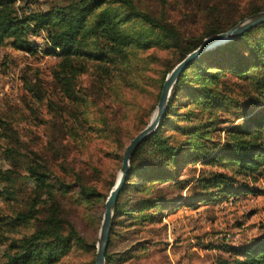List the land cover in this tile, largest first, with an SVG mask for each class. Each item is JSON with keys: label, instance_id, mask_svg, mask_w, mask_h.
<instances>
[{"label": "trees", "instance_id": "1", "mask_svg": "<svg viewBox=\"0 0 264 264\" xmlns=\"http://www.w3.org/2000/svg\"><path fill=\"white\" fill-rule=\"evenodd\" d=\"M17 1L0 0V43L9 39L13 47L34 53L36 43L31 35L42 30L51 46L49 51L60 57L53 71L60 91L79 113L85 115V107L90 104L100 108V119L107 122L108 129L113 127L114 121L101 104L108 91L114 89L115 80L120 82L117 76L121 75V81L128 84H140L136 83L140 79L132 70L135 49L149 46L153 41L151 37L156 35L180 50L179 63L205 38L225 32L239 22L238 19L222 25L220 21L230 7L238 6L233 0L222 1L227 6L214 0H201L202 19L205 20L201 37L186 34L170 18L171 0H157L155 7L143 5L142 0H54L47 9L17 5ZM263 10L264 5H254L248 15ZM244 49L248 53H244ZM212 53L234 56L233 61H221L216 66H226L238 76L251 79L253 88L264 94V22L206 51L182 72L161 125L132 156L131 170L116 205L106 264H114L125 257L123 253L111 252L110 247L122 215L130 210L126 197L135 178L140 180L139 186L144 192L135 201L141 209L159 201L170 208L179 203L191 205L242 191L264 194V188L247 183L239 186L237 178L256 179L264 165V110L257 113L250 107L236 113V120L222 128L226 133L224 139L215 141L210 136L212 130L219 129L216 127L221 121L214 116L216 110L228 105L230 99L227 89L215 83L219 73L201 67V62ZM89 60L94 61L91 83L79 87L78 78L86 72ZM175 65L170 66L162 82ZM196 67L201 72L204 70V74L202 80L193 83L196 79L191 77L190 71ZM181 96L198 101L201 108L184 107L178 102ZM250 104L263 105L264 97H252ZM183 117L186 121H181ZM239 118H244V122L235 123ZM0 121L3 123L1 136L6 140L0 144V151L9 163L8 168H0V194L17 201L10 213L0 211V246L3 247L0 264H54L72 242L82 248L95 249V244L89 245L69 219L65 205L67 194L75 186L79 198L85 200L98 196L99 190L86 183L81 175L77 176L76 185L54 175L47 160L28 147L18 131L1 116ZM170 129H176L180 135L172 138ZM224 159L236 162L233 174L204 168L193 175L182 176L189 162L201 161L207 165ZM192 168L198 171L197 167ZM153 181L171 183L166 187H153L150 184ZM28 183L34 184L30 191ZM23 226H33V229L18 237L9 235ZM226 248L232 255L220 256L215 264H264V236Z\"/></svg>", "mask_w": 264, "mask_h": 264}, {"label": "rangeland", "instance_id": "2", "mask_svg": "<svg viewBox=\"0 0 264 264\" xmlns=\"http://www.w3.org/2000/svg\"><path fill=\"white\" fill-rule=\"evenodd\" d=\"M53 1L18 0L17 5L47 9ZM222 1L225 0H214L227 6ZM233 1H237L238 6L233 5L225 12L220 19L222 25L244 20L250 16L248 13L254 5H264V0ZM142 2L143 5L158 6L157 0ZM168 15L186 34L202 36L205 20L202 19L201 0H171ZM31 36L36 43L34 53L13 47L9 39L0 43V116L18 131L28 147L47 160L54 175L75 185L77 176L81 175L86 183L99 190L98 196L85 200L79 198L78 187L75 186L67 194L68 203L65 205L76 229L89 245L95 244L96 248H82L72 242L54 263L96 264L106 201L121 173L125 151L133 138L152 121L164 85L162 78L170 66L178 64L180 50L156 35L151 37L153 41L149 46L135 49L131 63L132 70L140 79L136 83L140 84H128L121 81V75L117 76L120 82L115 80L112 84L114 89L108 91L104 97L106 100L101 104L114 121L113 127L108 129L107 122L100 119V108L97 106H86L85 115L75 110L54 78L53 71L59 55L49 51L51 46L42 30ZM243 52L248 53L246 49ZM234 59L229 53H212L201 62L203 69L219 73L215 83L226 88L230 98L229 104L218 107L214 114L221 121L227 120H219L216 127L219 129L211 131L210 136L215 141L225 138L223 129L236 120V113L250 107L257 113L264 110V104H250L252 97H264L253 88L251 79L238 76L226 66L217 67L221 61ZM92 64L94 61L89 60L86 72L79 76V87L90 85ZM203 72L197 67L192 68L191 77L196 79L193 83L202 80ZM178 102H182L184 107L201 108L198 101L184 96L179 97ZM184 107L182 109H186ZM181 121L186 119L183 117ZM243 122L244 118H239L235 123ZM2 125L0 121V144L6 141L1 136ZM169 133L172 138L180 135L176 129H170ZM235 166L236 162L232 159L207 165L201 161L189 162L182 176L193 175L204 168L233 174ZM8 167L9 163L0 151V168ZM192 167H197L198 171ZM256 177L237 176L238 185L247 183L264 188V165ZM140 183L135 178L134 185L128 189L126 198L130 210L122 215L110 247L111 252L123 253L125 257L114 264H215L220 256L232 255L226 246L244 245L264 236V194L242 191L191 205L179 203L170 208L159 201L141 209L135 202L144 194ZM169 183L171 181H153L150 184L166 187ZM33 186V183H28L27 189L30 191ZM176 193L178 190L173 195ZM183 193L186 195L187 189ZM15 205L17 201L0 194V211L10 213ZM32 229L33 226H23L9 235L18 237L30 233ZM2 249L0 246V261L3 259Z\"/></svg>", "mask_w": 264, "mask_h": 264}, {"label": "water", "instance_id": "3", "mask_svg": "<svg viewBox=\"0 0 264 264\" xmlns=\"http://www.w3.org/2000/svg\"><path fill=\"white\" fill-rule=\"evenodd\" d=\"M263 22L264 10L250 15L244 20L239 21L236 25H234L232 28L225 32H221L205 38L204 41L200 44V46H198L195 50L187 54L186 57L183 58L168 74L162 88L161 96L155 115L149 125L141 132H139L128 145L124 154L121 173L106 201V211L103 218L101 234L97 244V252L95 259L96 264H106V253L108 251L110 243V236L114 223L116 205L118 197L128 179L131 170L132 156L138 149V147L151 135H153L161 125L167 107L169 105L173 88L182 72L195 59H197L206 51L239 37L245 31Z\"/></svg>", "mask_w": 264, "mask_h": 264}]
</instances>
